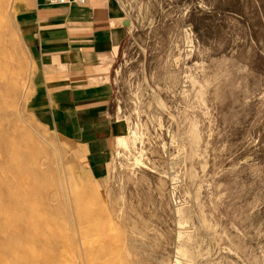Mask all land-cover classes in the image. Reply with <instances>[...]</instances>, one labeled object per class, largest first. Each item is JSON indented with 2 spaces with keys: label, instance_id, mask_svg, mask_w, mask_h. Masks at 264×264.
<instances>
[{
  "label": "rangeland",
  "instance_id": "374dc122",
  "mask_svg": "<svg viewBox=\"0 0 264 264\" xmlns=\"http://www.w3.org/2000/svg\"><path fill=\"white\" fill-rule=\"evenodd\" d=\"M112 1L124 132L95 183L27 110L31 63L0 0V242L19 201L50 225L0 264H264V0ZM53 231L65 258L45 263Z\"/></svg>",
  "mask_w": 264,
  "mask_h": 264
},
{
  "label": "crops",
  "instance_id": "0c3cea01",
  "mask_svg": "<svg viewBox=\"0 0 264 264\" xmlns=\"http://www.w3.org/2000/svg\"><path fill=\"white\" fill-rule=\"evenodd\" d=\"M13 22L31 63L26 108L53 131L95 183L124 132L116 117L113 74L128 34L112 0H13Z\"/></svg>",
  "mask_w": 264,
  "mask_h": 264
},
{
  "label": "bare ground",
  "instance_id": "6f19581e",
  "mask_svg": "<svg viewBox=\"0 0 264 264\" xmlns=\"http://www.w3.org/2000/svg\"><path fill=\"white\" fill-rule=\"evenodd\" d=\"M18 203L13 204V207L15 209H19L22 212H24L23 215L21 216L23 218H21L20 221H17V225H19V226H16L14 224L16 227H14L15 229L12 232H10V233H6L5 231L1 232L2 236H1L0 248L2 249V251L3 250L6 251V249L10 248L11 245L17 246L19 244H21V245L28 244L29 239H32L34 235H35V238L38 240V242H40L41 239H44L43 234L46 231H49L48 228L50 227V225L43 223V220L47 218V216L45 214L43 215V214L39 213L38 211H33L32 208H28V210H26V209L23 210L22 207ZM42 208H43V202H42ZM28 211H29V213H28ZM53 222H54V226H55L56 223H55L54 218H53ZM59 231H56V232L53 231L51 233V238H49L48 241L53 243V246L50 249L51 253L47 254L44 258H42V260L45 263H47V261L49 259H58V260L64 261V258H65L64 251L60 250L58 246L64 245L65 237L62 236L61 240L58 237H56L57 235H59V233H60ZM26 241H28V242L26 243ZM45 244H46V242H45ZM14 248H16V247H14ZM43 248H45V246ZM12 252L14 253V256L17 253L15 250ZM76 257L78 258L77 255H76ZM2 264H11V263L7 259H3Z\"/></svg>",
  "mask_w": 264,
  "mask_h": 264
},
{
  "label": "built area",
  "instance_id": "2783aa9c",
  "mask_svg": "<svg viewBox=\"0 0 264 264\" xmlns=\"http://www.w3.org/2000/svg\"><path fill=\"white\" fill-rule=\"evenodd\" d=\"M73 0H44L45 3L47 4H55V5H60V4H67L72 2ZM79 3H84L85 0H78Z\"/></svg>",
  "mask_w": 264,
  "mask_h": 264
},
{
  "label": "water",
  "instance_id": "95a60500",
  "mask_svg": "<svg viewBox=\"0 0 264 264\" xmlns=\"http://www.w3.org/2000/svg\"><path fill=\"white\" fill-rule=\"evenodd\" d=\"M127 24H128V20H126Z\"/></svg>",
  "mask_w": 264,
  "mask_h": 264
}]
</instances>
